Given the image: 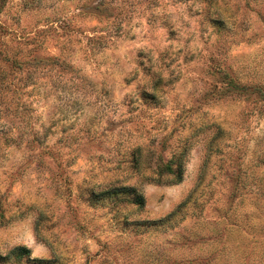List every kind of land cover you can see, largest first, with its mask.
Masks as SVG:
<instances>
[{
  "label": "rangeland",
  "instance_id": "obj_1",
  "mask_svg": "<svg viewBox=\"0 0 264 264\" xmlns=\"http://www.w3.org/2000/svg\"><path fill=\"white\" fill-rule=\"evenodd\" d=\"M0 264H264V0H0Z\"/></svg>",
  "mask_w": 264,
  "mask_h": 264
},
{
  "label": "trees",
  "instance_id": "obj_2",
  "mask_svg": "<svg viewBox=\"0 0 264 264\" xmlns=\"http://www.w3.org/2000/svg\"><path fill=\"white\" fill-rule=\"evenodd\" d=\"M169 170H171V167L169 168ZM134 196H135L133 199L134 203H136L138 205H142L143 204V197L140 194L139 195L135 194ZM15 251H16L18 256L29 253V249L26 247H18L17 249H15Z\"/></svg>",
  "mask_w": 264,
  "mask_h": 264
}]
</instances>
